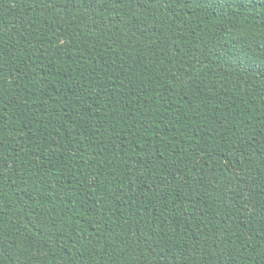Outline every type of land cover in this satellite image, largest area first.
Instances as JSON below:
<instances>
[{"label":"trees","instance_id":"1","mask_svg":"<svg viewBox=\"0 0 264 264\" xmlns=\"http://www.w3.org/2000/svg\"><path fill=\"white\" fill-rule=\"evenodd\" d=\"M0 264H264V0H0Z\"/></svg>","mask_w":264,"mask_h":264}]
</instances>
